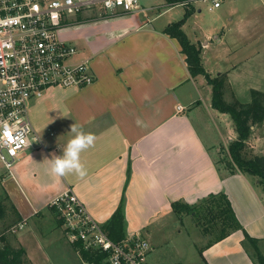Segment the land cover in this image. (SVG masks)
I'll return each mask as SVG.
<instances>
[{
	"label": "crops",
	"instance_id": "obj_1",
	"mask_svg": "<svg viewBox=\"0 0 264 264\" xmlns=\"http://www.w3.org/2000/svg\"><path fill=\"white\" fill-rule=\"evenodd\" d=\"M165 6L176 5L162 0L151 7L141 5L139 12L84 19L62 31V37L78 48L79 60H91L96 82L78 90L51 89L33 101L30 118L45 147L25 152L11 170L0 163V197L10 215L16 219L14 206L21 218L15 227L16 245L26 250L31 262L36 251L45 255L48 248H58L62 228L51 202L67 187L103 225L124 197L129 237L158 236L164 228L174 229L179 218L173 203L195 205L223 192L242 227L262 240L264 252V194L255 187L256 180L239 172L229 174L217 164L226 142L237 135L231 133L227 139L224 135L218 142L210 131L208 120L226 123V119L212 106L213 90L205 76H191L180 43L165 33L178 22L160 21V7ZM190 41L201 47L205 66L202 52L209 42ZM251 57L245 62L250 63ZM236 66L218 76L226 75L231 85ZM60 91L65 92L63 97ZM75 123L96 137L94 145L81 153L87 174L56 175L51 172V158L62 155ZM259 138L264 140V123L253 127L248 142L255 155L264 156L258 150ZM243 239V231L234 232L211 247L206 245L200 258L204 264H254ZM63 242L57 250L67 258L65 254L75 248L64 236ZM151 246L153 253L156 247Z\"/></svg>",
	"mask_w": 264,
	"mask_h": 264
},
{
	"label": "built area",
	"instance_id": "obj_2",
	"mask_svg": "<svg viewBox=\"0 0 264 264\" xmlns=\"http://www.w3.org/2000/svg\"><path fill=\"white\" fill-rule=\"evenodd\" d=\"M210 1V11L222 3ZM139 11V0H0V163L7 170L25 152L45 147L30 118L33 101L51 89L78 90L96 82L91 60H79L78 48L62 31L79 17ZM51 207L71 245L101 251L107 264H148V240L137 234L115 243L72 188L55 197Z\"/></svg>",
	"mask_w": 264,
	"mask_h": 264
},
{
	"label": "rangeland",
	"instance_id": "obj_3",
	"mask_svg": "<svg viewBox=\"0 0 264 264\" xmlns=\"http://www.w3.org/2000/svg\"><path fill=\"white\" fill-rule=\"evenodd\" d=\"M139 1L145 7L162 3V0ZM189 2L188 10H191V14L186 18L183 27L189 40L199 44L209 42L208 49L202 52L205 62V66H203L206 67V72L218 76V73L226 72L237 65L235 71L233 70L234 76L229 79L231 85L228 83L226 85L225 100L233 105L238 103L241 105L250 104L251 89L264 92V0H222V7L214 12L209 11V7L212 5L210 1L190 0ZM193 7L196 8V12L192 11ZM160 8L163 13V17L160 18L161 22L166 20L175 22L185 17L186 6L178 4L173 7ZM219 36L220 39L215 40ZM249 55L252 56L251 62L247 63L245 59ZM56 93L59 95L58 91ZM60 93L62 95L59 97H63L65 94L61 91ZM59 110L60 108L57 107V112ZM223 116L226 123L222 119L216 123L214 120H208L210 131L218 139V142L224 135L226 139L231 133L237 135L232 117L227 113H223ZM259 139L257 142L258 150L264 152V140ZM226 144L228 148L229 141ZM227 148L224 147L225 150ZM218 153L219 151L216 150V157ZM248 154L254 155L250 147ZM223 168L225 167L223 166ZM255 187L259 191H263V187L259 183ZM55 217L57 225H59V219L57 216ZM13 220L14 218L10 215L9 220L0 223V235L5 233L4 236L8 242L17 247L15 227L8 230L9 226L13 224ZM59 227L62 228V225ZM62 229L61 239L57 243L58 248L55 246L48 248L45 255L40 250L36 251L32 255L35 263L29 260V264H89L81 258L78 250L75 252L73 250L72 253L71 251L68 252V248H65L64 250L69 253L65 254L67 258L59 252L65 242H63V236L67 240L65 231ZM144 237L156 247V250L148 257L149 264H204L200 258L201 251L213 240V236L203 233L192 216H185L182 220L176 221L174 229L170 226L164 228L158 236L144 233ZM65 244L68 246L67 243Z\"/></svg>",
	"mask_w": 264,
	"mask_h": 264
},
{
	"label": "trees",
	"instance_id": "obj_4",
	"mask_svg": "<svg viewBox=\"0 0 264 264\" xmlns=\"http://www.w3.org/2000/svg\"><path fill=\"white\" fill-rule=\"evenodd\" d=\"M185 1L169 0V3L171 5H178ZM190 14L191 10H187L185 17L171 24L165 30V33L180 43L182 52L186 56V63L191 76H205L213 90V108L221 113L229 114L233 119L237 139L231 142L226 150H221V158L217 161V164H222L225 167L224 170L229 174L239 172L258 180L257 182L263 187L262 192L264 194V156L248 154V142L251 139L253 127L260 126L264 123V92L251 89V103L248 105H241L240 103L233 105L226 102V75L222 74L217 77H212L206 72L201 60V47L193 44L183 30L186 18ZM78 21L82 22L84 18L79 17ZM129 177L130 170L128 172V179ZM172 207L180 220L185 216H192L197 226L201 227L205 235L213 236V240L207 244V247L219 243L234 232L243 231L244 239L242 246L244 250L254 264H264L262 240L251 237L242 227L225 193L210 194L195 205L178 201L173 203ZM9 210L4 199H0V223L10 219ZM12 210L15 211L17 216L8 230H12L13 227L18 226L21 221L14 206H12ZM54 211L56 213L55 209ZM58 222L61 226L62 221L58 220ZM104 228L115 243H122L127 239L126 200L124 197L112 217L104 224ZM4 235L5 233L0 235V264H29L30 261L26 250L23 247L12 246ZM73 247L75 250H78L81 258L85 262L89 264H107L106 255L101 251L85 250L79 244Z\"/></svg>",
	"mask_w": 264,
	"mask_h": 264
},
{
	"label": "clouds",
	"instance_id": "obj_5",
	"mask_svg": "<svg viewBox=\"0 0 264 264\" xmlns=\"http://www.w3.org/2000/svg\"><path fill=\"white\" fill-rule=\"evenodd\" d=\"M71 132L73 136L64 147L62 155L52 156L51 172L60 176L75 172L79 177H84L87 170L81 162V153L94 145L96 137L84 132L76 123L72 125Z\"/></svg>",
	"mask_w": 264,
	"mask_h": 264
}]
</instances>
